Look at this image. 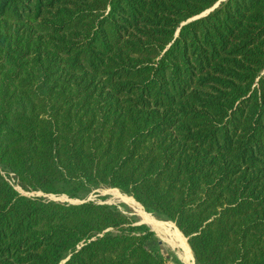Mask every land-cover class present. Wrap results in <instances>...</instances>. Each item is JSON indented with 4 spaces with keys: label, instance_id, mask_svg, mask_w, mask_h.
I'll use <instances>...</instances> for the list:
<instances>
[{
    "label": "trees",
    "instance_id": "16d2710c",
    "mask_svg": "<svg viewBox=\"0 0 264 264\" xmlns=\"http://www.w3.org/2000/svg\"><path fill=\"white\" fill-rule=\"evenodd\" d=\"M10 175L264 264V0H0V264H165L116 208Z\"/></svg>",
    "mask_w": 264,
    "mask_h": 264
},
{
    "label": "rangeland",
    "instance_id": "374dc122",
    "mask_svg": "<svg viewBox=\"0 0 264 264\" xmlns=\"http://www.w3.org/2000/svg\"><path fill=\"white\" fill-rule=\"evenodd\" d=\"M8 181L10 184L13 185V188L19 194L26 196V197L44 198V199L49 200V201H55V202H59V203H68V204H73V203H78V202H90L91 201V202H95V203L100 204V205L112 206V207L116 208L117 210H119L121 213L125 214L127 217H129L134 225H138V226L144 225L145 227H147L149 229V231L152 232L153 235H152L151 239L149 240V242L147 243V248L150 251L154 252L159 258H161L165 262V264H187L180 258V249H181L182 245L178 243L177 239L172 238L174 235V232H176V230L178 231V229L174 226V224L170 223L169 221H167L163 218L156 217L152 214L145 212V210L133 198L129 197V198L133 199L141 207L143 212L148 214L150 217H152L158 223L164 225L163 229L168 231L167 233L166 232L164 233V231L157 232L156 230H154L153 228L148 226L146 223L141 221V219L139 218V216L137 214V209L131 207L126 201L123 202V200L121 201V199H119L122 196H125V197H128V196L122 194L117 189H111V188H108L105 186H100L98 188L92 189L85 196H82L83 198L70 199L68 196L63 195V194H61V195L49 194L48 195V194H44L42 192H24L15 184V181H14L12 175H10V179ZM58 188H60V187H58ZM184 240H185V238H184ZM185 242H186V240H185ZM186 244H187V242H186ZM190 264H195L193 257H192V253H191V258H190Z\"/></svg>",
    "mask_w": 264,
    "mask_h": 264
},
{
    "label": "bare ground",
    "instance_id": "6f19581e",
    "mask_svg": "<svg viewBox=\"0 0 264 264\" xmlns=\"http://www.w3.org/2000/svg\"><path fill=\"white\" fill-rule=\"evenodd\" d=\"M119 199H121V201L123 200V202L126 201L131 207L137 209V214H138V216H139V218L141 219L142 222L146 223L148 226H150L151 228H153L157 232H161V231H164V233L165 232L166 233L168 232V231H166V230L163 229L164 228L163 227L164 225L158 223L152 217H150L148 214H146L145 212H143L142 209H141V207L133 199H131L129 197H125V196H122ZM172 238L177 239L178 243L182 245L181 246V249H180V258L185 263L190 264L191 250L188 247V245L186 244L183 236L176 230V232H174V235H173Z\"/></svg>",
    "mask_w": 264,
    "mask_h": 264
},
{
    "label": "water",
    "instance_id": "95a60500",
    "mask_svg": "<svg viewBox=\"0 0 264 264\" xmlns=\"http://www.w3.org/2000/svg\"><path fill=\"white\" fill-rule=\"evenodd\" d=\"M224 1H226V0H221V2H224ZM217 7H218V4L215 5V6L213 7V9H211V10H209V11L203 13L202 15H200V16H198V17H195V18L191 19L190 21H192V20H196V19H200V18L204 17L205 15H207L209 12H212V10H214V9L217 8ZM81 203H84V202H78V203H73V204H81ZM185 240H186V239H185ZM186 242H187V240H186Z\"/></svg>",
    "mask_w": 264,
    "mask_h": 264
}]
</instances>
